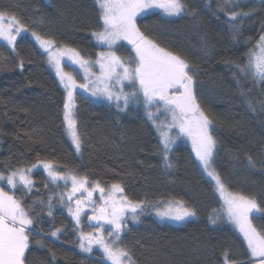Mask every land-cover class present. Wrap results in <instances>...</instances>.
Instances as JSON below:
<instances>
[{"label": "trees", "instance_id": "16d2710c", "mask_svg": "<svg viewBox=\"0 0 264 264\" xmlns=\"http://www.w3.org/2000/svg\"><path fill=\"white\" fill-rule=\"evenodd\" d=\"M182 3L180 16L153 11L138 18L137 26L189 64L197 101L212 121V168L227 191L256 199L262 211L252 222L264 228V82L242 76L237 68L247 63L249 50L264 35V2L238 0L235 20L222 10L221 0ZM0 11L16 16L30 33L75 49L86 59L102 48L92 36L102 25L95 0H0ZM116 52L122 58L133 55L125 42ZM64 100L46 53L29 34L18 37L15 51L0 41V173L43 161L103 186L119 183L127 198L145 204L136 220H127L119 239L134 264H223L226 250L230 261L247 260L246 244L233 226L223 217L215 224L209 219L223 205L188 141L181 138L173 145V167L168 168L143 103L121 111L78 89L77 152L65 130ZM32 178L31 192L15 190L34 221L26 264H110L78 250L64 209L47 205L50 197L58 200L59 187L40 169ZM169 200L182 201L196 215L178 224L159 221L153 204ZM59 227L58 238H51Z\"/></svg>", "mask_w": 264, "mask_h": 264}, {"label": "snow or ice", "instance_id": "6c2138e0", "mask_svg": "<svg viewBox=\"0 0 264 264\" xmlns=\"http://www.w3.org/2000/svg\"><path fill=\"white\" fill-rule=\"evenodd\" d=\"M95 2L99 9L98 23L102 22V25L100 30L92 33V36L98 46L103 45L108 49L106 52H99L95 62L83 58L75 49L57 48L54 40L44 38L35 31L31 33L39 47L47 54L48 64L55 68L60 84L66 91L63 119L66 132L77 152L81 148V137L77 130L74 111L77 88L109 103L115 101L117 108H120L122 103L124 107L120 108L121 111L130 103H140L142 100L148 119L160 132V148L165 166L173 167L169 154L176 141L181 138L190 141L197 161L215 181L216 190L223 200L222 211L214 209L210 214L211 223L215 224L223 217L225 222L234 225L243 237L247 260L230 261L229 252L226 250L223 254V264H264V228L258 229L252 222L253 215L262 210L255 198L242 193L228 192L220 176L212 168L216 149V140L211 128L212 121L197 101L194 77L190 74L189 64L181 56L161 47L137 26V19L152 14L153 10H158L163 17L180 16L185 11L182 0H95ZM227 2L231 3V0ZM243 15L247 16L248 13ZM237 17L238 13H230L231 20ZM26 31V26L16 16L0 11V41L12 51L16 50L18 37ZM122 42H127V45L131 46L134 55L122 58L113 51ZM65 57L68 66H78L83 71L85 83L77 84L76 78L70 72L64 71L62 65L65 63L63 59ZM94 64L100 68L99 75L92 71ZM21 67H23L22 63ZM237 68L242 76L264 82V35H261L254 48L249 50L247 63L244 66L238 64ZM125 81L132 86L131 92L124 91ZM117 86H119L118 90ZM153 106H156L155 113L150 110ZM161 108L166 114L165 119L168 120L166 124L163 121L157 123ZM173 132L175 135L172 134ZM249 163H253L251 157ZM40 164H43V169L52 183L60 180L67 183L68 176L54 171L55 166L51 162L43 161H38L30 168H20L7 177L0 173V181L6 179L7 185L13 192L18 186L31 192L33 182L29 174ZM70 179L72 189L68 194V212L77 228L81 225L84 209L89 204L95 205L94 191L100 192L103 202L100 207H94L95 214L88 217L89 221H95L98 225L95 232H80L81 251L91 253L94 246H98L110 264H134L130 252L117 245L120 234L126 227V219L131 215L132 219L136 220L144 211V202L130 201L123 194L124 188L119 183H113L105 195L106 190L99 183L92 189L86 187L87 177L77 179L76 176H71ZM84 192H87V197L77 199L76 207L73 209L71 202L75 194L83 195ZM161 204L165 205L163 209L159 207ZM153 207L158 209L156 215L161 219L183 222L196 215L194 210L185 207L183 202L178 200L159 201L154 203ZM48 215L51 216L52 212L49 211ZM33 224L34 221L21 200L0 187V264H26ZM104 224L112 229L107 233L111 242L104 236ZM59 231L60 229H57L51 235L56 237Z\"/></svg>", "mask_w": 264, "mask_h": 264}, {"label": "rangeland", "instance_id": "374dc122", "mask_svg": "<svg viewBox=\"0 0 264 264\" xmlns=\"http://www.w3.org/2000/svg\"><path fill=\"white\" fill-rule=\"evenodd\" d=\"M258 1V0H257ZM237 2H238V0H231V3H229V2H227V0H221V6H222V10H224L225 12H226V14L227 15H229V17H230V13L231 12H236V4H237ZM153 11H158V10H153ZM24 33H27V34H29L31 37H32V35H31V33L29 32V31H26V32H24ZM23 34V33H22ZM21 34V35H22ZM33 38V40L35 41V39H34V37H32ZM1 42H3V41H1ZM4 43V42H3ZM35 43H36V41H35ZM125 43H127V42H125ZM257 43V42H256ZM256 43L252 46V48L251 49H253L254 48V46L256 45ZM37 44V43H36ZM37 46L39 47V45L37 44ZM102 48H101V50L100 51H98V53L99 52H106V51H108V49L106 48V46H103V45H100ZM130 46V45H129ZM56 47L57 48H69V47H66V46H63V45H57L56 44ZM131 47V46H130ZM39 49L41 50V51H43L40 47H39ZM72 49V48H71ZM113 51H115L116 52V48H114L113 49ZM44 52V51H43ZM116 54H117V52H116ZM47 55V54H46ZM118 55V54H117ZM134 55V54H133ZM119 56V55H118ZM84 58V57H83ZM64 59V61H65V63L62 65L63 67H64V71L65 72H70L75 78H76V80H77V84H82V83H85V80H84V73H83V71L82 70H80L79 69V67L78 66H68V64H67V58L65 57V58H63ZM86 59V58H85ZM96 59H97V56L95 57V58H93V59H87V60H90V61H92V62H95L96 61ZM247 60H248V56H247ZM50 69H51V71L53 72V74L55 75V77L57 78V80H58V82H59V84H60V81H59V77H57V75H56V71H55V68L54 67H52L51 65H50ZM92 71L96 74V75H99V73H100V68H99V66L98 65H96V64H94L93 65V68H92ZM94 78V77H93ZM61 85V87L64 89V87H63V85L62 84H60ZM118 88H119V86H117V90H118ZM78 89L79 88H77L76 90H75V92L76 91H78ZM81 90V92L83 93V94H85V95H87V96H89L91 99H93V100H100V101H104V102H106V103H109L108 101H106V100H104V99H102V98H95V97H92L91 96V94H90V92H85L84 90H82V89H80ZM133 90V88H132V86L131 85H129L126 81H125V86H124V91L125 92H131ZM64 91H65V89H64ZM65 97H66V91H65ZM141 103H143L142 102V100H141ZM109 104H113V105H115L116 106V103H115V101H113V102H111V103H109ZM131 104H136V102H132V103H130V105ZM129 106V105H128ZM124 107V105L121 103V105H120V108H123ZM152 112H156V106H153L151 109H150ZM158 120H157V123H159V122H161V121H163L165 124L166 123H168V120H166L165 119V117H166V114L163 112V109L161 108V112L158 114ZM153 123V122H152ZM64 126H65V130H66V124H65V122H64ZM156 128V127H155ZM211 128H212V126H211ZM156 130H157V128H156ZM157 132H158V134H159V136H160V132L157 130ZM67 133V132H66ZM67 135H68V133H67ZM68 137H69V139H70V141H71V138H70V136L68 135ZM186 141H188L186 138H184ZM72 142V141H71ZM189 142V144H190V146H191V143H190V141H188ZM73 144V143H72ZM73 146H74V148H75V145L73 144ZM76 149V148H75ZM77 151V150H76ZM194 154V153H193ZM194 156H195V154H194ZM196 158V157H195ZM197 160V159H196ZM198 163H199V161H198ZM199 165H200V163H199ZM200 167L202 168V170L204 171V169H203V166L202 165H200ZM30 168V167H29ZM37 169H40V170H42L43 172H44V174L46 175V177H47V179L51 182V180H50V178L48 177V174H47V172H45L44 171V169H43V164H40L36 169H33V171H35V170H37ZM14 171H16V170H14ZM14 171H11V172H14ZM33 171H32V173H33ZM54 171H57V172H59V173H61L62 175H65V176H68L69 177V179H68V181H67V183L64 181V180H60V181H57L56 183H52L51 182V184H53L54 186H58L59 187V190L60 191H58V193H57V196H58V200H56V197H50V198H48V200H47V205H49V204H51V206L52 207H54L56 204L58 205V207H62V209H64V211H65V213H66V216H67V218L71 221V223H72V227H73V232H74V237H75V239H76V241H77V245H78V250H80L81 251V249L79 248V235H80V232L82 231V232H84V233H89V232H92V233H94L95 232V229H96V227H88V226H86V218H87V216L89 215V214H91V213H94V211H93V208L95 207V208H98V207H100L101 205H102V200H101V198H100V192L97 190V191H94L93 192V200L95 201V205H93V204H89L85 209H84V213L82 214V220H81V225L79 226V228H77V226H76V224H75V221L72 219V217L70 216V214H69V212H68V207H69V205H68V203H67V201H68V194L71 192V189H72V182H71V179H70V177L71 176H76L77 177V179H80V178H83L82 176H80V175H78V174H76V173H74V172H72V171H59V170H57V168L56 167H54ZM11 172H9L8 174H10ZM32 173L31 174H29V178L32 180V182H33V178H32ZM204 173L206 174V176L209 178V179H211L208 175H207V173L204 171ZM7 174V175H8ZM7 175H4L5 177H7ZM212 180V179H211ZM87 181H88V183L86 184V187H88L89 189H92V187L95 185V184H97V182H95V181H91V180H88L87 179ZM212 182H213V184H214V188H215V191H216V193H217V195H218V197H219V199H220V201L222 202V205H223V200L221 199V197H220V194H219V192L216 190V185H215V181H213L212 180ZM33 185H34V182H33ZM112 185V184H111ZM111 185H108V186H103V185H101L100 184V186L101 187H103V188H105V195H107V192H108V190L110 189V187H111ZM0 187H3L4 188V190L5 191H8L9 192V194L10 195H15V191L13 192L11 189H10V187L7 185V182H6V179L4 180V181H0ZM18 188H20V189H22L21 187H17V189ZM33 188V187H32ZM16 189V190H17ZM22 190H24V189H22ZM26 191V190H25ZM229 192V191H228ZM61 194H63V201H61ZM124 195H125V193H123ZM119 195V194H118ZM126 196V195H125ZM87 197V192H84L83 193V195H81L80 193H77V194H75V198L72 200V202H71V206H72V208L73 209H75V207H76V203H75V201L77 200V199H84V198H86ZM16 198V197H15ZM16 199H18V198H16ZM129 199V198H128ZM19 200V199H18ZM130 200V199H129ZM130 201H132V200H130ZM133 203H137V202H135V201H132ZM160 209H163L164 207H165V205L164 204H161L160 206ZM190 209V208H189ZM157 208L156 207H154L153 208V214H154V216L159 220V221H161V222H167V223H171V224H178V223H180V222H178V221H173V220H170V219H161L159 216H157L156 215V212H157ZM258 213H256V214H254V215H257ZM253 215V216H254ZM132 219V216L131 215H129L128 216V218L126 219V221H125V225H126V223H127V220L128 219ZM191 217H189V218H187L186 220H188V219H190ZM185 220V221H186ZM232 225V224H231ZM233 226V228L235 229V227H234V225H232ZM57 229H60V231L57 233V236L56 237H53L51 234H50V237L51 238H53V239H57L58 238V236H59V234L63 231V228L62 227H59V228H57ZM57 229H55V230H53V231H56ZM125 229V228H124ZM112 229H111V227L110 226H108V227H104V236H105V238H106V240H108L109 242H111V238H108V235H107V233L109 232V231H111ZM52 231V232H53ZM124 231V230H123ZM123 231L121 232V234L123 233ZM235 231L236 232H238L236 229H235ZM51 232V233H52ZM121 234H120V236H121ZM118 247H121L120 245H119V242H118V245H117ZM122 248V247H121ZM83 252V251H82ZM85 253V252H84ZM86 254H90V255H92V254H97L98 256H100L102 259H104L105 261H107V259H106V257L103 255V253H102V250L98 247V246H94V250L91 252V253H86ZM107 262H109V261H107Z\"/></svg>", "mask_w": 264, "mask_h": 264}, {"label": "water", "instance_id": "95a60500", "mask_svg": "<svg viewBox=\"0 0 264 264\" xmlns=\"http://www.w3.org/2000/svg\"><path fill=\"white\" fill-rule=\"evenodd\" d=\"M93 214H95V213H91V214H89V215L87 216V218H86V225H87L88 227H98V225L96 224L95 221H89V219H88V217L91 216V215H93ZM102 223H103V222H102ZM107 226H109V225L104 224V227H107Z\"/></svg>", "mask_w": 264, "mask_h": 264}]
</instances>
